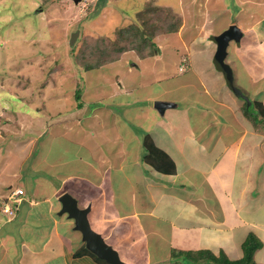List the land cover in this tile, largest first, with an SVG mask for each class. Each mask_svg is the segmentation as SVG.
I'll return each instance as SVG.
<instances>
[{"label": "crops", "instance_id": "crops-1", "mask_svg": "<svg viewBox=\"0 0 264 264\" xmlns=\"http://www.w3.org/2000/svg\"><path fill=\"white\" fill-rule=\"evenodd\" d=\"M239 21L241 25L229 22L228 26L237 25L241 29V47L251 44L256 39L254 35L264 39V16L250 22ZM252 27L254 34H250L248 43H243ZM162 36L167 35L156 39ZM202 39L199 32L188 44L196 54V45ZM207 44L210 54L205 57V63L194 59L191 69L180 71V65L176 75L170 71L166 80L171 86L164 87L161 83L164 78H159L138 84L131 93L124 89L123 100L118 105L125 111L120 118L108 117L102 131H107L106 135H99L101 144L91 135L92 130L99 134L97 128L73 129L67 125L65 121L73 110L61 120L59 115H53V119H58L54 121L53 135L50 131L39 134L43 135L41 143L47 145L48 158L60 152L53 164L59 170L60 181L54 186V193L44 191L42 185L52 186V182L39 171L37 187L23 196L25 202L20 203L18 217L26 222L40 211L38 215L44 220L48 219L54 227L63 224L70 234L66 229H56L53 237L49 235L39 241L33 236L31 226L25 224L28 231L19 239L18 260L11 262L10 254L0 255V264H99L89 255L74 256L85 243L74 229L73 221L58 215L61 208L58 198L66 192L81 207L91 205L92 227L111 241L112 244L107 243L112 247L126 249L122 252L126 263L198 264L193 262L196 257L188 260L179 253L200 251L236 262L244 256L243 243L254 234L262 242L254 261L264 264V129L255 130L252 124L248 128L244 116H238V98L229 93L222 73L214 67L213 43ZM252 47L246 48L248 55ZM233 71L235 76V68ZM249 77L252 80L256 77L264 84L263 67L260 75L249 73ZM187 99L191 100L185 105ZM158 101L167 104L163 111L156 109ZM147 136L175 162L176 174H163L145 161ZM105 140L107 147L103 146ZM103 148L108 151L114 148L117 158L110 160L106 151L101 153ZM67 151L70 154L64 160L62 153ZM100 157L102 161L98 162ZM96 168H105L104 173L101 175ZM68 183L74 185L73 190L67 187ZM38 193H47L43 196L48 199L43 201L50 200V204L33 207L27 202L41 201L43 197H38ZM98 210L100 216L95 222L90 216H95ZM34 225L42 223L37 221Z\"/></svg>", "mask_w": 264, "mask_h": 264}, {"label": "rangeland", "instance_id": "rangeland-1", "mask_svg": "<svg viewBox=\"0 0 264 264\" xmlns=\"http://www.w3.org/2000/svg\"><path fill=\"white\" fill-rule=\"evenodd\" d=\"M263 2L264 0H81L75 3L73 0H0V255L10 254L11 262L18 260L19 239L23 234L27 235L28 226H31L33 236L39 241L47 239L49 235L53 237L52 232L56 229H66V233L70 234L69 228L63 224L59 223L58 227H54L48 219L44 220L43 216L38 215L40 211L26 222L18 217L20 203L25 202L23 196L37 187L39 171L48 182H52V186L42 185L44 191L53 192V189L56 190L54 186L60 181L57 177L59 170L53 166L56 164L55 158L61 156L60 152L52 153L49 159L46 156L47 145L41 143L43 135L39 134L50 131L53 135L56 127L54 121L58 120L53 119L54 116L59 115L61 120L73 110L70 119L65 121L67 125L73 129L83 127L92 130L90 126L97 128L99 134L92 130L91 135L96 136L95 140L101 144L99 135H106L107 131H102L108 117L120 118L125 111L118 105L123 100L121 95L124 89L131 93L138 84L143 85L148 79L154 82L159 78H164L161 81L164 87L171 86V82L166 80L170 71L176 75L180 65V71L189 70L194 59L205 63V57L210 54L207 43L212 42L216 51L214 40L231 27L239 28L237 25L228 26L229 22L241 25L240 19L244 22L262 19ZM156 7L168 10L170 14L154 10ZM142 11L148 13L139 16ZM176 15L181 21L178 31L170 32L169 35L160 34L159 29L171 27L168 25L171 24V19H176ZM150 19L157 23L153 30ZM132 25L140 26L144 33L151 35L157 46L154 56L141 58L135 50H129L115 63L98 69L84 71L78 64L75 54L79 52L78 44L82 43L84 37L103 39L111 44L116 41L117 31ZM253 30L252 27L250 32H246L243 43H248L250 34H254ZM76 32L78 35L71 44V38ZM199 32H202L204 40H199L201 44L196 45V54L188 44ZM158 34L167 36L157 40ZM259 36L254 35L256 39L246 47H241L242 43L239 47L232 42L226 61L236 70L235 85L243 88V92L252 101L263 102V81L249 77V73L260 75L262 67L264 69V39L261 40ZM250 45L253 47L248 55L246 48ZM79 87L80 101L83 104L81 110H77L79 101L75 97ZM229 93L235 96L232 92ZM191 98L194 99V96ZM189 100L191 99L185 101V105H188ZM237 104L238 116H244L249 128L252 125L243 113V100L238 99ZM140 118L143 119L142 116ZM110 129L113 132L111 126ZM77 140L80 141V138ZM103 146H108L106 140ZM112 150L103 148L101 153L106 151L110 160H113L117 155L114 148ZM69 152L62 153L65 154L64 160L68 159ZM97 161L101 162L102 158ZM96 169L101 175L105 170ZM67 187L74 189V185L70 183ZM18 190L23 194L13 195ZM38 194V197H43L41 201L48 199L43 196L47 193ZM41 201L29 199L27 202L33 207H46L44 203L48 205L51 202ZM7 204L11 207L9 211H5ZM99 214L98 210L95 216L90 217L96 222ZM37 221H41L42 225L35 226ZM94 229L97 231L96 227ZM107 242L112 244L109 240ZM113 247L119 250L125 261L122 252L126 249H118L116 245ZM215 258L219 259L220 264H225L220 257ZM58 261L63 262L60 257ZM204 261H209V255L203 260L195 258L193 262Z\"/></svg>", "mask_w": 264, "mask_h": 264}, {"label": "trees", "instance_id": "trees-1", "mask_svg": "<svg viewBox=\"0 0 264 264\" xmlns=\"http://www.w3.org/2000/svg\"><path fill=\"white\" fill-rule=\"evenodd\" d=\"M156 11H165L160 7H156L154 9ZM148 11L141 12L139 16H144ZM170 14L169 12L167 13ZM175 14V13H174ZM176 19H171L172 21L169 28L162 29L160 34H167L171 32H177L180 28L181 21L178 15H176ZM174 17V16H173ZM175 18V17H174ZM152 21V30L157 27V23L153 20ZM116 41L111 44H107L103 39H90L85 38L81 40L82 43H79L78 46L80 47L79 52L76 53V60L78 64L83 68L84 71H90L94 69H98L103 67L109 63H115L118 61L123 53L129 50H135L141 58H146L150 56H154L156 54V44L153 42V38L151 35L144 33L140 26H134L128 28H122L116 32ZM158 34V35H160ZM157 35V36H158ZM83 39V38H82ZM80 41V42H81ZM88 46V47H87ZM136 53V54H137ZM79 89V91H77ZM75 97L77 98L78 107L82 108L83 104L81 100V91L80 87L77 88ZM243 106V113L245 117L251 122L255 130L264 129V105L262 102L259 101H252L251 106H247L245 101ZM145 146V161L151 165L156 171H159L163 174H176V165L175 162L171 159V157L158 148L151 137L147 136L144 140ZM262 246V242L254 235L250 234L247 240L243 243V251L244 256L241 260L236 262H230L225 260V258H220L222 262L225 264H256L254 261V254L257 249ZM175 253V251L173 252ZM180 255H185L188 259L201 258L203 260L207 255H209V261L207 262H199L198 264H220L219 259L215 258V256L209 251H200L197 253L192 252H185L179 253ZM178 254V257L180 255ZM84 255H89L94 258L99 264H109L104 260L99 259L94 254L89 252L86 249V246L83 245L79 250L75 251V257H81ZM194 255V256H193ZM188 259V260H189Z\"/></svg>", "mask_w": 264, "mask_h": 264}, {"label": "water", "instance_id": "water-1", "mask_svg": "<svg viewBox=\"0 0 264 264\" xmlns=\"http://www.w3.org/2000/svg\"><path fill=\"white\" fill-rule=\"evenodd\" d=\"M75 3L81 0H73ZM78 32L74 33L71 38V44L75 40ZM243 38V33L237 27H231L229 30L218 36L214 41L216 43V52L213 57V64L218 72H221L228 89L238 98L247 103V106L252 105L250 97L243 92L240 87L235 85V76L232 66L226 61L228 57V48L232 42L240 45ZM167 104L158 101L155 107L159 111H163ZM58 202L61 208L58 212L59 216H66L74 223V229L82 236V241L85 243L86 249L101 260L109 264H130L124 262L117 250L107 243L104 237L95 231L91 225L89 214L91 212V205L87 207H80L78 200L66 192L59 198Z\"/></svg>", "mask_w": 264, "mask_h": 264}, {"label": "built area", "instance_id": "built-area-1", "mask_svg": "<svg viewBox=\"0 0 264 264\" xmlns=\"http://www.w3.org/2000/svg\"><path fill=\"white\" fill-rule=\"evenodd\" d=\"M19 194H23L21 190H18V191H16V192H14L13 195L18 196ZM14 201H16V200L14 199ZM9 208H11V207H10V205L7 204V205L5 206V211H9V210H10ZM8 209H9V210H8Z\"/></svg>", "mask_w": 264, "mask_h": 264}]
</instances>
